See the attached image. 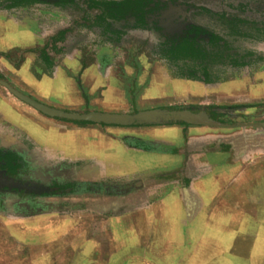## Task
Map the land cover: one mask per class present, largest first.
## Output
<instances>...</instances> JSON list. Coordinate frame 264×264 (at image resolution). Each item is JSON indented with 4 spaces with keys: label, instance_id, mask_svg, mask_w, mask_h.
<instances>
[{
    "label": "rangeland",
    "instance_id": "rangeland-1",
    "mask_svg": "<svg viewBox=\"0 0 264 264\" xmlns=\"http://www.w3.org/2000/svg\"><path fill=\"white\" fill-rule=\"evenodd\" d=\"M44 1L8 9L9 1L0 0V31H15L22 23L33 26L31 21H36L42 28L40 48H43L50 47L48 37L69 28L67 39L61 43L64 51L56 50L57 64L65 52L85 65L95 63L103 71V84L108 79V70L111 71L108 80L113 88L111 93L106 92L111 87L102 85L95 98L88 99L84 94L88 89L84 88L86 105L57 108L78 114L128 108L133 114L140 109L197 111L190 107H204L223 112L219 114L225 116L228 125L259 129L264 135V0H154L144 16V24L131 16L108 20L110 25L105 34V24L88 27L80 23V18H93L98 13L95 9L85 13L83 0H79V7L65 8L54 7L50 4L53 0ZM192 25L218 35L219 44L226 43L224 55L210 54L211 61L202 64L164 58L162 43L177 38ZM20 51L16 42L0 45V92L34 110L1 83L4 81L33 97L31 78L47 76L46 64L40 58H35L32 52L25 58ZM22 62L27 63L25 70L20 67ZM59 70L61 74L62 64ZM114 89H120V94L114 93ZM116 102L120 107H111ZM5 122L6 119L3 122L0 118V154L18 156L21 167L16 174L7 173L2 168L4 158L0 161V177L41 185L48 190L37 194L0 186V264H112V238L105 235L106 229L95 232L102 226V217L96 216V209L102 205L96 204L94 189L86 192L85 185L75 182L95 181L94 161L51 154L25 131H17ZM88 168L91 173H87ZM64 177L74 181L73 194L45 195L55 178L64 183ZM81 227L89 228L90 232H80ZM199 235V242L183 264H264V232H199ZM187 236L184 239L190 242ZM140 240L143 248H150L146 252L148 258H137L138 252L132 250L120 257V263L142 260L139 264H166V258L172 256L173 251L167 254L162 249L166 247L159 244L158 237ZM90 242L93 247H88Z\"/></svg>",
    "mask_w": 264,
    "mask_h": 264
},
{
    "label": "crops",
    "instance_id": "crops-1",
    "mask_svg": "<svg viewBox=\"0 0 264 264\" xmlns=\"http://www.w3.org/2000/svg\"><path fill=\"white\" fill-rule=\"evenodd\" d=\"M31 22L33 26L22 23L15 31H0V45L16 42L25 58L32 52L35 58L41 59L42 28L36 21ZM70 31L63 41L54 46L50 41V47H43L50 58L49 66L41 59L46 64L47 76L36 75V78L34 75L31 78L33 97L26 95L56 109H59L57 106L86 105L84 88L88 89L84 94L89 99L95 98L100 86H112L108 81L110 70L103 84L99 65H85L69 52L57 64L56 50L64 51L61 43ZM20 67L25 70L27 63L22 62ZM112 89L106 92L111 93ZM120 92L114 89V93ZM115 104L111 107H120L119 102ZM190 108L197 111L152 108L131 114L122 106L123 110L89 112L134 116L138 112L156 111L161 116L123 125L87 121L71 124L27 109L0 92V118L3 122L6 119L9 127L25 131L51 154L94 161L95 181L75 182L85 185L86 192L94 189L96 204L102 205L96 209L98 219L102 217V226L95 232L106 229L105 235L112 238V264L142 262L123 260L120 263V257L132 250L139 254L135 253V257L147 259L150 248L139 244L141 237H158L167 254L173 251L166 258V264L168 261L183 264L199 242V232H264L262 130L228 125L220 110L216 113L204 107ZM86 170L91 173V169ZM63 180L74 182L68 177ZM59 181L55 178L53 182ZM80 232H90V229L81 227ZM185 234L187 238L190 236V242L184 239ZM88 247L93 244L90 242Z\"/></svg>",
    "mask_w": 264,
    "mask_h": 264
},
{
    "label": "trees",
    "instance_id": "trees-1",
    "mask_svg": "<svg viewBox=\"0 0 264 264\" xmlns=\"http://www.w3.org/2000/svg\"><path fill=\"white\" fill-rule=\"evenodd\" d=\"M8 9L11 8H25L34 4L44 3V0H8ZM154 2V0H83L85 3V13L91 9H95L98 13L93 14V18H80V23L88 27L100 26L105 24L103 34L108 33V20H119L127 16L135 18L141 24L145 23L144 16L147 9ZM54 7H79V0H53L50 2ZM156 5V4H155ZM70 31L69 28L58 31L50 38L51 44L54 46L57 42L63 41L65 34ZM221 38L212 32L196 25L190 26L177 38H171L162 43L163 56L171 62L180 60H191L194 63L202 64L210 62L208 57L213 54L217 57H222L227 48L226 43L219 44ZM41 59L49 66L50 58L47 56L44 48L39 52ZM85 123V122H78ZM2 168L10 174H16L21 167L19 157L10 154H0V161L4 160ZM72 192V184L52 182L49 185V191L45 194L47 196H61Z\"/></svg>",
    "mask_w": 264,
    "mask_h": 264
},
{
    "label": "water",
    "instance_id": "water-1",
    "mask_svg": "<svg viewBox=\"0 0 264 264\" xmlns=\"http://www.w3.org/2000/svg\"><path fill=\"white\" fill-rule=\"evenodd\" d=\"M1 83L18 99L25 102L29 106L33 107L35 110L50 116V117H57L67 120H74V121H87L93 123H104V124H131L135 123H142L147 122L153 118V116H161L160 113L156 111H143L138 112L134 116L124 115V114H107V113H95L89 112L86 114H78L73 112H66L63 110H59L53 107H49L42 103L37 102L36 100L22 94L21 92L17 91L16 89L12 88L8 83L1 81ZM263 129V127H262ZM264 130V129H263ZM0 186L8 188V189H16V190H23L25 192H33V193H42L47 191L48 188L44 186H35V185H28L27 183H21L19 181H15L13 179H7L6 177H0Z\"/></svg>",
    "mask_w": 264,
    "mask_h": 264
}]
</instances>
